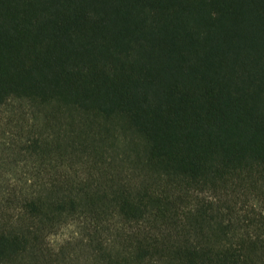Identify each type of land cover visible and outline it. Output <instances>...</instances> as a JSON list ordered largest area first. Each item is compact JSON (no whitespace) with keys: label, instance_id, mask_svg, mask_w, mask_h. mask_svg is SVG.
<instances>
[{"label":"trees","instance_id":"16d2710c","mask_svg":"<svg viewBox=\"0 0 264 264\" xmlns=\"http://www.w3.org/2000/svg\"><path fill=\"white\" fill-rule=\"evenodd\" d=\"M0 264H264V0H0Z\"/></svg>","mask_w":264,"mask_h":264},{"label":"rangeland","instance_id":"374dc122","mask_svg":"<svg viewBox=\"0 0 264 264\" xmlns=\"http://www.w3.org/2000/svg\"><path fill=\"white\" fill-rule=\"evenodd\" d=\"M56 239H58V238H56Z\"/></svg>","mask_w":264,"mask_h":264}]
</instances>
